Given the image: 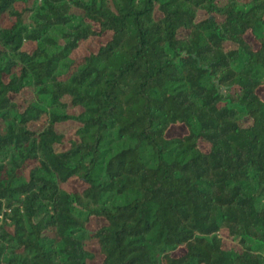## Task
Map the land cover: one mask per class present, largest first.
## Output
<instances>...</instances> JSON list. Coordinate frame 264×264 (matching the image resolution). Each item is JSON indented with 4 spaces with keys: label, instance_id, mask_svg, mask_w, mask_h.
I'll return each instance as SVG.
<instances>
[{
    "label": "trees",
    "instance_id": "obj_1",
    "mask_svg": "<svg viewBox=\"0 0 264 264\" xmlns=\"http://www.w3.org/2000/svg\"><path fill=\"white\" fill-rule=\"evenodd\" d=\"M0 264H264V0H0Z\"/></svg>",
    "mask_w": 264,
    "mask_h": 264
},
{
    "label": "rangeland",
    "instance_id": "obj_2",
    "mask_svg": "<svg viewBox=\"0 0 264 264\" xmlns=\"http://www.w3.org/2000/svg\"><path fill=\"white\" fill-rule=\"evenodd\" d=\"M97 49H98L97 45L91 43V44L89 45V47L87 46V47L81 48V49L79 50L78 54H79L80 56H82V55H84V54H88V53L91 52V51H96ZM74 126H75V124H73V123H67V124L63 125L60 129H61L63 132H66V133L68 134V136H71V135H73V133H74ZM175 133H178V134L182 133L181 128H180V129H176V130H175ZM72 187H74V188H76V189H79V185H77V184L72 185L71 188H72ZM101 225H102V223H98V222H96V221H93L90 227H91L93 230H95L96 228H98V227L101 226Z\"/></svg>",
    "mask_w": 264,
    "mask_h": 264
}]
</instances>
